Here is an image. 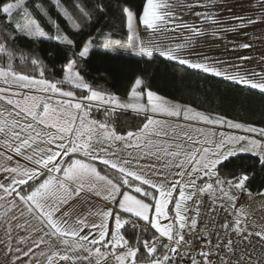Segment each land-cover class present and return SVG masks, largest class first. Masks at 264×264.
<instances>
[{
	"label": "snow or ice",
	"instance_id": "6c2138e0",
	"mask_svg": "<svg viewBox=\"0 0 264 264\" xmlns=\"http://www.w3.org/2000/svg\"><path fill=\"white\" fill-rule=\"evenodd\" d=\"M24 3L25 0H0V14L28 38L52 39L30 17ZM54 3L60 7L59 0ZM74 6L85 22L95 12L105 11L104 0H98L88 11L79 4ZM175 7L169 0H146L139 17L128 7L121 8L133 54L148 59L158 55L194 70L225 76L206 57L203 61L182 57L181 50L192 48L194 38L203 34L198 27L177 25L192 35L174 48H162L158 42L146 43L135 38L136 19L157 35L175 30L169 27L180 19L174 15ZM14 11L23 16V23L13 21ZM63 14L74 29H80L66 9ZM14 40L15 36L7 31L0 32V81L4 84L0 87V208L5 209L0 219L7 224L6 247L12 254L9 264H264V227L249 231L240 219L243 209L236 212L239 194L247 190L250 177L243 172L221 175V166L242 152H254L264 167V127L223 116L210 117L190 106L182 107L152 91L141 77L134 79L128 100L122 102L117 95L94 89L80 74L76 58L68 60L63 79L53 82L44 77L43 61L18 54L14 43H10ZM55 40L75 47L67 36L57 35ZM120 43L105 37L103 46L112 51L111 46ZM92 50L93 42L89 39L74 56L87 59ZM20 61H28L40 69L39 78L17 71L14 62ZM226 78L264 93V73L226 75ZM65 85L70 90H65ZM77 90L87 94L77 97ZM94 106L112 113L117 109L134 110L144 114L145 122L137 132L118 134L109 123L90 118ZM158 116L210 126L227 125L258 134L260 138L221 133L216 140L213 133L212 139L201 142L184 133L179 137L183 142H171L177 139L175 129L169 138L168 121L157 119ZM117 142L123 144V150L115 148ZM18 158L26 163L21 164ZM198 180L202 183L197 184ZM205 194L211 203L203 199ZM89 195L101 197L104 209L93 212L89 208L87 214L75 212L77 204L90 203L86 199ZM217 199L223 203L216 204ZM20 204L36 221L35 225L28 220L15 225L25 231L30 228L37 235L27 250L13 249L10 243L12 221L20 217L8 213ZM225 205L232 206L235 221L230 223L227 215H221L223 222L219 227L224 235L214 231L215 239L207 238L206 233L198 231V223L207 224L210 220L215 230L216 216L227 213ZM24 215L21 210L20 216ZM124 216L132 219L125 220ZM135 221L147 222L155 231L143 239L146 232L142 228L130 242L122 229L127 230V225L135 233ZM23 242L24 237H20L18 243ZM34 248L39 250L38 255ZM23 257L28 259L22 260Z\"/></svg>",
	"mask_w": 264,
	"mask_h": 264
},
{
	"label": "trees",
	"instance_id": "16d2710c",
	"mask_svg": "<svg viewBox=\"0 0 264 264\" xmlns=\"http://www.w3.org/2000/svg\"><path fill=\"white\" fill-rule=\"evenodd\" d=\"M97 3L98 0H59L58 8L54 0H27L31 17L40 23L52 39L28 38L15 30L13 24L7 23L2 14L0 32L7 31L15 36V40L10 43H14L18 54L42 60L44 77L53 82L63 79L68 60L76 58L80 74L96 90L126 97L134 79L141 77L152 91L165 98L264 127V93L259 90L211 73L191 69L158 55L148 59L131 52L128 45L129 30L121 8L128 7L139 17L146 0H104L105 11L95 12L88 22L84 21L74 6L79 4L88 11ZM65 9L73 20L80 24L79 30L74 29L71 21L65 18ZM137 21L140 24L139 19ZM57 35L72 39L75 47L59 43L55 40ZM105 37L121 43L111 46L113 50L108 51L102 47ZM90 38L94 43L90 56L87 59L75 57L74 53ZM14 67L23 74H32L39 78L40 69L28 61L14 62ZM64 87L65 90H70L69 86ZM82 94L86 95L87 92L76 91L78 97ZM91 118L109 123L118 134L137 132L145 122L144 114L134 110L117 109L112 113L96 106L91 111ZM97 165L103 168L99 163ZM221 169V175L223 172H243L249 175L246 191L259 193L264 189V167L256 154L240 153L226 161ZM123 218L132 219L128 216ZM125 227L127 230L122 231L130 242L134 240V234H139L142 228L146 232L142 236L143 239H147L155 231L143 221L136 227L135 233L127 225Z\"/></svg>",
	"mask_w": 264,
	"mask_h": 264
},
{
	"label": "crops",
	"instance_id": "0c3cea01",
	"mask_svg": "<svg viewBox=\"0 0 264 264\" xmlns=\"http://www.w3.org/2000/svg\"><path fill=\"white\" fill-rule=\"evenodd\" d=\"M169 2L176 4L174 15L180 17L175 25H169L170 28H174L175 30L169 31L164 35H157L151 30L146 29L140 22L135 29V38L142 39L146 43L149 40L158 42L162 48H174L176 44L184 43L185 39L192 35L188 30L177 26L181 23H186L200 28L203 34L194 38L192 48H184L181 50L182 57L190 58L194 61H203L206 57L208 63L215 65L226 75L246 76L255 72L264 73V0H258V2H252L251 0H215L214 3L211 2V0H169ZM185 5H192V7H185ZM196 13H201V15L197 16ZM206 16H210L211 19H206ZM248 20L257 22L249 24L247 22ZM244 44H248L250 47H242ZM130 50L133 53L131 48ZM226 75L221 77L226 78ZM124 98L126 99L128 96ZM166 99L174 103H179L182 107L190 106L176 100ZM192 108L210 117L223 116L195 107ZM156 118L167 119L169 138L172 137V130L175 129L177 139L171 142H183L179 137L183 136L184 133L191 136L193 140H199L201 142L205 139H212L213 133H215L214 138L216 140L220 139L221 133L225 135H254L257 137V134H248L242 129H231L228 128L227 125L210 126L203 122L186 121L183 118H166L163 116H158ZM228 119L244 124H251L238 119ZM133 143H135V141H133ZM115 148L123 150V144L117 142ZM128 151L133 150L128 149ZM133 154L135 155L136 152H133ZM18 159H20L21 164L26 163L23 158ZM173 171H178V169H173ZM188 179L189 177L186 175L185 182H187ZM86 199H90V203L77 204L74 208L75 212L87 214L89 208H91L93 212L98 209H104L105 202L101 197L89 195ZM93 205H95V207H92ZM5 207H7V205H5ZM21 210H24V216H20ZM4 211V208H0V216L3 215ZM11 215L20 217L18 221H12L13 231L11 235L13 238L10 241L11 246L13 249L21 247L27 250V247L33 246L32 242L37 239V235L31 232L30 228L25 231L15 228V225L16 223L24 224L25 220L35 225L36 221L32 220L22 204L8 213V216ZM92 219L97 218L89 217V220ZM6 228L7 224L4 219H0V264H9V261L12 259V254L7 251L6 247V244L9 243L5 235ZM85 231H87V229H85ZM20 237H24L23 243H18ZM55 243L59 244V241H55ZM33 250L34 253L38 255L39 250L35 248ZM27 259V257L22 258V260ZM17 264H21V262H17Z\"/></svg>",
	"mask_w": 264,
	"mask_h": 264
},
{
	"label": "rangeland",
	"instance_id": "374dc122",
	"mask_svg": "<svg viewBox=\"0 0 264 264\" xmlns=\"http://www.w3.org/2000/svg\"><path fill=\"white\" fill-rule=\"evenodd\" d=\"M251 1L252 2H256V1L258 2V0H255V1L251 0ZM23 7L28 9L27 0H25ZM28 12L30 14L29 9H28ZM30 17H31V14H30ZM32 19H34V18H32ZM13 21H18V22L23 23L24 19H23L22 15L18 16L17 12L14 11ZM137 26H138V21L136 19V20H134V28L136 29ZM256 31H257V29H256ZM90 39L92 40V38H90ZM109 40H111V39H109ZM93 46H94V43H93ZM102 47L104 48V46H102ZM0 87H4V84L2 81H0ZM30 94H35V93H30ZM117 96H119V95H117ZM119 97H120L122 102H126L128 100V98L125 99L124 97H121V96H119ZM255 138L259 139L260 137L257 134V137H255ZM242 153H254V152H242ZM249 192L250 191H245L244 195L241 197L240 206L243 209L244 213L246 214L248 230L249 231H258L262 227H264V195H261V193H264V189L259 193L250 192L251 195H249Z\"/></svg>",
	"mask_w": 264,
	"mask_h": 264
},
{
	"label": "built area",
	"instance_id": "2783aa9c",
	"mask_svg": "<svg viewBox=\"0 0 264 264\" xmlns=\"http://www.w3.org/2000/svg\"><path fill=\"white\" fill-rule=\"evenodd\" d=\"M227 179H232V177L231 178L227 177ZM201 183H202V181H199V180L197 181V184H201ZM247 183L248 182H246V188H247ZM244 193H245V191H242L239 194L238 200L236 202V212H238L240 209H242L241 206H240V199L244 195ZM217 196H219V194H217ZM203 199L205 201H208L209 203H211V201L209 200V197H208L207 194H205L203 196ZM220 203H223V201L217 199L216 200V204H220ZM225 207L227 208V213H221L220 215L216 216L215 230H213L212 222L209 220L207 224L198 223V231L202 230L204 233H206L207 238L213 239V240L215 239L214 231H215V234H218V235H221V236L224 235V233L221 231V229L219 227L220 223L223 222V220H221V215H227L228 216V220H229L230 223L234 222L235 219H236V214L234 213V210H233L232 206L225 205ZM202 211H204V210H202ZM206 219H207V217H206ZM240 219L242 221V225H245V224L247 225V217H246L245 213H244L243 216L240 217ZM135 222H136L137 226H139L141 224V221H135ZM257 246L259 247V244H257ZM196 247H197V250H199V245H196ZM192 254L196 255L195 252H193ZM108 259L110 261L111 257H109ZM197 259H199L198 256H197Z\"/></svg>",
	"mask_w": 264,
	"mask_h": 264
}]
</instances>
